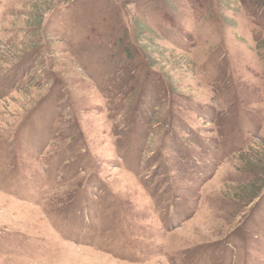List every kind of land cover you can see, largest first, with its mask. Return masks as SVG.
Here are the masks:
<instances>
[{
    "label": "rangeland",
    "instance_id": "374dc122",
    "mask_svg": "<svg viewBox=\"0 0 264 264\" xmlns=\"http://www.w3.org/2000/svg\"><path fill=\"white\" fill-rule=\"evenodd\" d=\"M0 264H264V0H0Z\"/></svg>",
    "mask_w": 264,
    "mask_h": 264
}]
</instances>
